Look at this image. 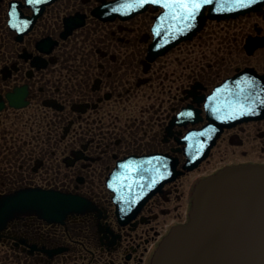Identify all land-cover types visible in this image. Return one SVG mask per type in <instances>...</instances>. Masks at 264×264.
<instances>
[{"label":"flooded vegetation","instance_id":"af4514ba","mask_svg":"<svg viewBox=\"0 0 264 264\" xmlns=\"http://www.w3.org/2000/svg\"><path fill=\"white\" fill-rule=\"evenodd\" d=\"M116 1L0 0V264H151L188 220L201 179L264 165L263 115L224 126L187 166L213 88L244 69L264 80V5L216 22L240 27L207 63L202 55L169 69V52L147 57L162 8L121 18ZM148 156V170L126 169ZM28 189L73 201L48 210L5 201Z\"/></svg>","mask_w":264,"mask_h":264},{"label":"water","instance_id":"95a60500","mask_svg":"<svg viewBox=\"0 0 264 264\" xmlns=\"http://www.w3.org/2000/svg\"><path fill=\"white\" fill-rule=\"evenodd\" d=\"M135 1L132 12L157 1L165 8L149 48L150 59L192 38L207 18H235L264 4V0ZM129 3L123 0L121 6L126 8ZM243 75L224 81L209 96L210 123L205 134L209 142L203 155L224 126L264 115V103L259 107L243 103L249 88ZM152 159L133 158V167L148 169ZM45 198L58 204L68 201L59 194L40 191H19L9 196V201L16 209L39 210ZM151 264H264V165L226 166L201 179L194 188L188 221L171 228L155 250Z\"/></svg>","mask_w":264,"mask_h":264},{"label":"rangeland","instance_id":"374dc122","mask_svg":"<svg viewBox=\"0 0 264 264\" xmlns=\"http://www.w3.org/2000/svg\"><path fill=\"white\" fill-rule=\"evenodd\" d=\"M239 27L240 25L237 26L236 30V25L227 27L214 21L208 22L200 32L201 35L199 39L195 38V40H189L186 44L173 48L167 55L162 57L163 61H167L166 65H169V67L165 68L170 69V67L176 65H186L189 61L193 60L194 57H201L202 55H204V57H202L203 61L207 63L210 60V58L206 56L209 51L225 49L222 40L230 37L233 32H238Z\"/></svg>","mask_w":264,"mask_h":264},{"label":"snow or ice","instance_id":"6c2138e0","mask_svg":"<svg viewBox=\"0 0 264 264\" xmlns=\"http://www.w3.org/2000/svg\"><path fill=\"white\" fill-rule=\"evenodd\" d=\"M193 7H198V5H194Z\"/></svg>","mask_w":264,"mask_h":264}]
</instances>
